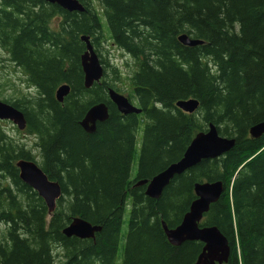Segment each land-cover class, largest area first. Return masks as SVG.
<instances>
[{
    "label": "trees",
    "instance_id": "16d2710c",
    "mask_svg": "<svg viewBox=\"0 0 264 264\" xmlns=\"http://www.w3.org/2000/svg\"><path fill=\"white\" fill-rule=\"evenodd\" d=\"M80 1L84 12L45 0H0V47L38 93L6 102L24 112L27 130L38 140L40 166L63 190L49 214L16 166L18 159L34 160L32 152L14 145L0 128V264H117L127 210L122 264H194L204 244L174 246L162 223H181L202 180L225 186L202 225L218 227L228 240L226 264H264V135L248 133L264 121V0H96L99 7ZM182 33L204 44L185 46L178 41ZM82 35L91 37L105 67L102 82L90 89L84 86ZM106 40L134 60L129 97L140 114L124 115L109 99V88L120 90L105 79L107 68L115 79L123 73L102 57ZM64 83L71 91L60 103L55 93ZM190 98L199 100L196 112L176 107ZM101 101L110 116L87 133L79 122ZM142 116L146 125L133 181ZM211 122L220 135L236 139L230 151L176 176L158 199L146 195L145 185H133L181 159ZM74 217L102 230L90 239L66 237L62 230Z\"/></svg>",
    "mask_w": 264,
    "mask_h": 264
},
{
    "label": "water",
    "instance_id": "95a60500",
    "mask_svg": "<svg viewBox=\"0 0 264 264\" xmlns=\"http://www.w3.org/2000/svg\"><path fill=\"white\" fill-rule=\"evenodd\" d=\"M45 1L57 4L69 12L85 11V6L80 0ZM81 40L86 45V50L81 55L84 86L86 89H90L95 83L102 82L105 67L95 51L91 37L82 35ZM178 41L188 47L204 44V40L193 38L188 33L180 34ZM70 91L71 86L68 83L60 85L55 93L56 100L62 103ZM108 96L118 111L124 115L140 114L143 111L141 107L134 105L127 96L113 88L108 89ZM175 105L183 112L191 114L197 111L200 103L196 98H190L178 100ZM109 116V106L106 102L101 101L93 104L79 123L87 133L92 134L95 133L97 124L105 122ZM0 120H10L20 130L27 128V119L24 112L1 100ZM250 135L252 138H260L264 135V121L251 126ZM235 143V138L220 135L217 125L211 122L205 131H200L194 136L181 159L170 163L151 179L139 180L136 185H145L146 195L158 199L176 176L185 173L203 160L221 157L230 151ZM16 166L20 171V179L38 193L46 203L48 212L53 213L56 210L58 200L63 195L60 182L50 180L36 160L18 159ZM224 190L225 186L221 180L196 182L194 185L196 198L192 201L181 223L172 228L165 221L162 223L168 241L172 245L179 246L186 241H199L204 244L194 264H226L229 260L231 247L223 233L216 226L201 224L211 205L219 200ZM101 230V225H94L82 217H74L69 225L62 230V233L66 237L90 239L95 238L96 233Z\"/></svg>",
    "mask_w": 264,
    "mask_h": 264
},
{
    "label": "rangeland",
    "instance_id": "374dc122",
    "mask_svg": "<svg viewBox=\"0 0 264 264\" xmlns=\"http://www.w3.org/2000/svg\"><path fill=\"white\" fill-rule=\"evenodd\" d=\"M93 4H97L99 7V4L96 0H93ZM57 20L58 18L55 19V21ZM106 35L108 37V32H106ZM100 52L102 53L103 58L107 59L111 65L118 66L123 73L122 80L115 79L110 68H107L108 75L105 79L111 83H114L119 88L121 94L127 96L132 103L138 106L136 104L137 102H133L130 99L132 96V87L131 81L128 78V74H130L131 70L135 68L134 60L130 56L126 55L122 50L117 48L114 43L109 40H106L100 44ZM97 53L99 55V52ZM37 96V91L27 84L26 77L21 67L17 66L13 61H11L9 54L0 47V100L13 102L17 99H32ZM142 117L143 119L140 121L137 132V157H135L132 165V177L137 173L138 160L146 125V119L144 116ZM198 117H200V115ZM0 128L11 138L14 145L24 148L26 152L31 151L33 154V159H35L39 165L41 164L42 157L39 153V149L35 145L38 140L34 134L30 133L27 129H18V127L10 120H0ZM124 219L125 222L122 228L117 264H122L124 259L125 240L128 232L129 210L125 212ZM4 232L5 226L0 224V240L3 239ZM60 253L61 249L58 248V246L55 247V255L57 259L60 258Z\"/></svg>",
    "mask_w": 264,
    "mask_h": 264
},
{
    "label": "bare ground",
    "instance_id": "6f19581e",
    "mask_svg": "<svg viewBox=\"0 0 264 264\" xmlns=\"http://www.w3.org/2000/svg\"><path fill=\"white\" fill-rule=\"evenodd\" d=\"M1 101L4 102V103H7V104H9V105H12L11 103L6 102V101H4V100H1ZM12 106H13V105H12ZM14 107H15V106H14ZM16 108H17V107H16ZM17 109H19V108H17ZM19 110H20V109H19ZM21 111H22V110H21ZM250 128H251V127H250ZM248 133H249V135H250V129H249V132H248ZM250 137H251V135H250ZM164 169H165V168H164ZM19 173H20V171H19ZM155 175H156V174H155ZM150 179H151V178H150ZM142 180H143V179H142ZM202 181H204V180H202ZM205 181H207V180H205ZM135 183L137 184V182H135ZM135 186H137V185H135ZM141 186H143V185H141ZM137 187H138V186H137ZM139 187H140V186H139ZM47 209H48V207H47ZM48 213H49V212H48ZM49 214H52V213H49ZM70 222H71V221H70ZM67 225H69V223H68ZM67 225H66V226H67ZM66 226H65V227H66ZM65 227H64V228H65ZM64 228H63V229H64Z\"/></svg>",
    "mask_w": 264,
    "mask_h": 264
},
{
    "label": "flooded vegetation",
    "instance_id": "af4514ba",
    "mask_svg": "<svg viewBox=\"0 0 264 264\" xmlns=\"http://www.w3.org/2000/svg\"><path fill=\"white\" fill-rule=\"evenodd\" d=\"M220 127H224V128H226V124H222ZM249 132V131H248ZM250 136V135H249ZM263 136V135H262ZM229 138H232V137H229ZM136 175H137V173H136ZM136 175L135 176H133L132 177V180L134 181L135 179H136ZM139 181V180H138ZM138 181H136V182H138ZM134 186L136 185V183L135 184H133ZM137 187V186H136Z\"/></svg>",
    "mask_w": 264,
    "mask_h": 264
}]
</instances>
